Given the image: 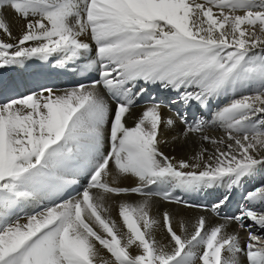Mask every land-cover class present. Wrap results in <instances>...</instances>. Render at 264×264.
<instances>
[{
	"label": "snow or ice",
	"instance_id": "snow-or-ice-1",
	"mask_svg": "<svg viewBox=\"0 0 264 264\" xmlns=\"http://www.w3.org/2000/svg\"><path fill=\"white\" fill-rule=\"evenodd\" d=\"M0 34V264H264V179L226 212L264 177V0H0Z\"/></svg>",
	"mask_w": 264,
	"mask_h": 264
},
{
	"label": "bare ground",
	"instance_id": "bare-ground-1",
	"mask_svg": "<svg viewBox=\"0 0 264 264\" xmlns=\"http://www.w3.org/2000/svg\"><path fill=\"white\" fill-rule=\"evenodd\" d=\"M8 17L11 22V30H12L13 36L14 37L19 36L22 32V28L25 22L22 19H19L18 17H16L15 13L11 12L10 10L8 11ZM3 38H4L3 34H0V39H3ZM32 67L33 68L39 67V62H37L36 64H33ZM59 72H63V70L57 69L51 77L58 75ZM4 75L7 78L10 76H19L20 74L19 73H5ZM51 77L49 79H51ZM0 99H2V97H0ZM142 108H143V105H140L136 109H134L137 116L141 113ZM167 109L168 108H165L164 115L166 117L171 116L173 119H176L177 122L175 126L172 128H166L162 126L163 136L166 140H168V144L165 146L164 150L166 153L170 155H175L177 158H186L192 155L195 150H198L199 140L195 136H191L189 138L182 137L181 133L184 129V124L180 122L179 118L167 112ZM129 124H132V121H129ZM209 134L213 136H217V135H222L223 133H222V130L218 128H213L209 130ZM174 137H176L177 139H173ZM261 179H264V177H257L255 180H252L251 182L247 183L244 186V188L236 191L235 196L232 200V203L226 209V212L228 215H232L233 213L237 211L238 206L244 202L243 201L244 193L247 190H250L253 186L258 185ZM124 183L131 184L132 181L127 180V181H124ZM130 199L135 200V199H138V197L133 195L132 197H130ZM188 199L192 203H205V202L210 203L212 200L215 199V197L214 196L188 197ZM165 209L174 212L178 218L195 219L199 215H206V216H209V218H212L209 213L203 212L200 209L186 208L182 205L180 206L172 205V204H167L166 202H158L155 205L154 211H163ZM116 214L117 213L114 210L113 215L115 216ZM256 234L264 235V232H261L259 229H256ZM246 236H247V232H242V238H246Z\"/></svg>",
	"mask_w": 264,
	"mask_h": 264
}]
</instances>
